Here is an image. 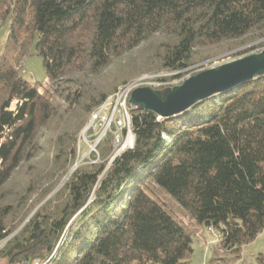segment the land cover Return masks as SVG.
Instances as JSON below:
<instances>
[{"label": "trees", "instance_id": "obj_1", "mask_svg": "<svg viewBox=\"0 0 264 264\" xmlns=\"http://www.w3.org/2000/svg\"><path fill=\"white\" fill-rule=\"evenodd\" d=\"M6 23L0 193L25 165L27 184L38 178L29 163L43 145L52 178L68 173L90 114L134 79L108 83L119 63L148 51L156 61L150 75L161 74L153 90L175 87L171 81L182 83L199 48L264 38V0H0ZM30 55L41 58L44 85L23 77ZM130 132L132 148L111 163L107 134L96 148L99 161L76 168L62 187L56 214L36 212L0 258L192 264L190 233L161 206L168 195L194 224L218 232L216 256L238 259L264 229V74L171 118L130 109ZM11 206H0V242L11 233ZM254 264H264V252Z\"/></svg>", "mask_w": 264, "mask_h": 264}, {"label": "rangeland", "instance_id": "obj_2", "mask_svg": "<svg viewBox=\"0 0 264 264\" xmlns=\"http://www.w3.org/2000/svg\"><path fill=\"white\" fill-rule=\"evenodd\" d=\"M8 23L0 25V54L3 50L4 41L7 35ZM263 44L262 46H259ZM264 50V38L249 41L244 44L237 42L223 43L209 47L199 48L194 55V64L187 68L185 73L186 80L199 72L216 68L220 65L237 60L239 58L261 53ZM148 51H140L133 53L129 59L119 63L110 74L108 83L120 80L122 78H134L136 80L143 76H151L150 73L156 66V61L149 59ZM23 77L30 84L44 85L46 83V75L42 67L41 58L36 55H30L23 62ZM163 74V73H162ZM157 76V75H155ZM161 74L158 75V77ZM166 77V75H163ZM168 76V75H167ZM132 80V81H133ZM183 80V81H184ZM182 81V82H183ZM178 80L171 81V85H180ZM147 87V86H144ZM140 88V87H138ZM131 110H136L138 106L128 105ZM82 130L77 137L76 160L68 173L56 181L52 178V173L48 169L45 160L47 159L49 150L44 145L43 140L39 146H42L43 152H39L33 159L35 162L29 163L32 167H37L38 178L31 180L30 186L27 184L28 167L18 170L11 181L5 186L0 193V206L12 205L13 215L7 219L6 224L11 228L10 235L0 242V251L4 249L8 241L16 237L25 224L39 212L46 216L55 215L60 208L59 202L62 198V187L68 181V178L76 168H80L99 161V152L94 154L89 151V147L82 141ZM42 150V149H41ZM95 156V160L91 159V155ZM38 160V161H37ZM40 161L42 163H40ZM30 187V192L26 188ZM53 199V200H52ZM51 200V201H50ZM50 201V202H49ZM47 203V204H46ZM49 203V205H48ZM46 204V206H43ZM161 206L165 211L174 217L186 230L190 233L192 239V254L190 261L192 264H254L255 257L264 252V229L256 236L254 241L242 247L239 258L230 254H223L221 251L218 256L215 255L219 247V234L216 230L208 229L203 225H196L189 217H187L181 208L168 195H163ZM216 257V260H212ZM0 264H8L5 259L0 258Z\"/></svg>", "mask_w": 264, "mask_h": 264}, {"label": "water", "instance_id": "obj_3", "mask_svg": "<svg viewBox=\"0 0 264 264\" xmlns=\"http://www.w3.org/2000/svg\"><path fill=\"white\" fill-rule=\"evenodd\" d=\"M262 74H264V50L199 72L188 77L180 85L163 92L149 87L136 88L130 93L128 103L138 106L136 110L156 115L158 119L171 118L182 114L197 103L230 91Z\"/></svg>", "mask_w": 264, "mask_h": 264}, {"label": "built area", "instance_id": "obj_4", "mask_svg": "<svg viewBox=\"0 0 264 264\" xmlns=\"http://www.w3.org/2000/svg\"><path fill=\"white\" fill-rule=\"evenodd\" d=\"M158 76H143L118 88L117 92L109 96L106 101L92 112L82 129V141L89 147L87 154H96L99 142L107 134L113 137L110 160L125 149L131 148L132 135L130 132V108L128 99L132 90L147 86L152 88L158 83L152 80ZM46 262H33L32 264H47Z\"/></svg>", "mask_w": 264, "mask_h": 264}]
</instances>
